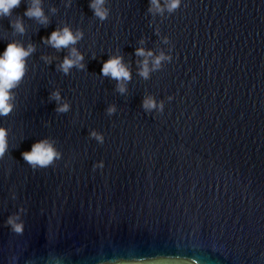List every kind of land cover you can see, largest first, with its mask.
Returning <instances> with one entry per match:
<instances>
[{"label":"water","instance_id":"obj_1","mask_svg":"<svg viewBox=\"0 0 264 264\" xmlns=\"http://www.w3.org/2000/svg\"><path fill=\"white\" fill-rule=\"evenodd\" d=\"M89 2L41 0L45 24L23 15L30 0L0 18V52L9 42L34 47L13 109L0 117L9 132L0 264L55 255L64 264H264V0H182L159 15L149 0H105L104 20ZM17 18L23 34L11 27ZM62 26L83 34L74 47L84 67L67 75L57 65L68 50L44 43ZM141 47L171 60L141 78ZM116 55L130 72L124 93L100 72ZM54 90L68 111H56ZM149 95L164 101L161 113L143 110ZM45 137L61 158L32 169L21 153ZM13 215L19 235L5 224Z\"/></svg>","mask_w":264,"mask_h":264},{"label":"clouds","instance_id":"obj_2","mask_svg":"<svg viewBox=\"0 0 264 264\" xmlns=\"http://www.w3.org/2000/svg\"><path fill=\"white\" fill-rule=\"evenodd\" d=\"M22 3V0H0V18H8L12 16L13 10L18 8ZM105 0H90L89 8L92 9L93 14L100 20H104L107 17V9L104 7ZM182 4V0H149L148 12L150 14H163L167 12L172 14ZM55 11V9H52ZM23 15L28 18L36 19L38 22L45 24L47 18L45 17L41 0H30V4L26 7ZM11 27L15 32L23 34L25 28L22 21L17 18L14 22H10ZM157 34L158 30H157ZM83 34L79 30L73 32L69 27L62 26L52 31L51 34L44 40V43L50 45L52 48L59 51L61 48L68 50V54L57 65L59 71L67 75L73 67L77 69H83L82 63L83 54L77 50L74 45L82 38ZM162 42L168 44V38L165 36L162 38ZM143 44V40L140 41ZM72 46V47H70ZM34 51V47L31 44L27 46L22 45L19 42H9L6 44L2 52H0V117H5L10 114L13 109V93L12 89L16 88L26 73V58ZM170 53V48H169ZM135 54L139 57H143L138 62V75L141 78L147 79L150 72L159 70L162 67V63L169 62L171 55L166 54L165 51H158L155 55L151 50L145 51L142 47L135 50ZM46 62H49L51 58L43 57ZM101 75L108 76L117 81L116 90L119 93L125 92L124 82L130 79V72L128 67L122 63V57L119 55L110 56L103 62L101 69ZM49 99L57 101V112H66L69 110V104L61 101L59 91H52ZM172 99L171 96L168 97ZM141 107L147 113L155 109L157 113H161L164 108V101L157 102L151 95L146 96L141 103ZM115 107L110 105L106 112L111 115L115 112ZM8 129L0 126V158H3L8 151ZM90 138L95 139L98 142H103V136L92 130L89 133ZM23 160L32 169H44L52 166L55 161L61 158V153L55 147L54 141L49 138H42L34 142L30 150L21 153ZM23 211V209H21ZM19 221L17 215L9 216L5 224L10 230L19 235L22 233L23 224ZM50 264H64V259L61 256L55 255ZM106 264H193L191 260L183 261H168L162 258L154 260H115L108 261Z\"/></svg>","mask_w":264,"mask_h":264}]
</instances>
